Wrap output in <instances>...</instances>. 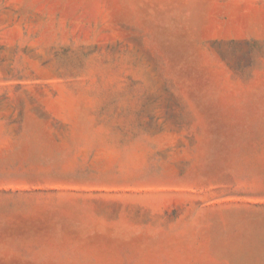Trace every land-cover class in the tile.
I'll return each instance as SVG.
<instances>
[{
    "label": "rangeland",
    "instance_id": "obj_1",
    "mask_svg": "<svg viewBox=\"0 0 264 264\" xmlns=\"http://www.w3.org/2000/svg\"><path fill=\"white\" fill-rule=\"evenodd\" d=\"M0 264H264V0H0Z\"/></svg>",
    "mask_w": 264,
    "mask_h": 264
}]
</instances>
